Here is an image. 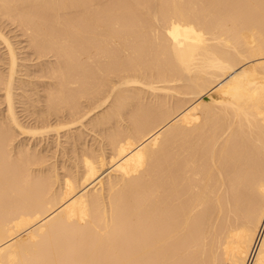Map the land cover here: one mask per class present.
<instances>
[{
    "label": "bare ground",
    "instance_id": "bare-ground-1",
    "mask_svg": "<svg viewBox=\"0 0 264 264\" xmlns=\"http://www.w3.org/2000/svg\"><path fill=\"white\" fill-rule=\"evenodd\" d=\"M0 264H264V0H0Z\"/></svg>",
    "mask_w": 264,
    "mask_h": 264
},
{
    "label": "rangeland",
    "instance_id": "rangeland-1",
    "mask_svg": "<svg viewBox=\"0 0 264 264\" xmlns=\"http://www.w3.org/2000/svg\"><path fill=\"white\" fill-rule=\"evenodd\" d=\"M9 35L12 36V38H13L14 41L18 42L17 45H18L19 47H23V46L25 45V42H22V41H21V40H22L21 37H19V38L14 37V36H13L14 33H10ZM18 39H19L20 41H18ZM24 50H27V49L25 48Z\"/></svg>",
    "mask_w": 264,
    "mask_h": 264
}]
</instances>
